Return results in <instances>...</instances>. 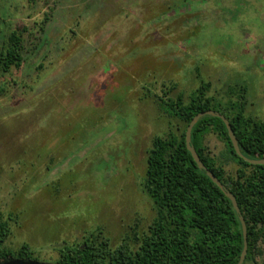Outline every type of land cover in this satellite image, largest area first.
Masks as SVG:
<instances>
[{
    "label": "rangeland",
    "instance_id": "rangeland-1",
    "mask_svg": "<svg viewBox=\"0 0 264 264\" xmlns=\"http://www.w3.org/2000/svg\"><path fill=\"white\" fill-rule=\"evenodd\" d=\"M163 1L4 0L26 29L23 63L2 78L0 95V209L15 221L11 249L27 243L53 262L62 240L96 224L114 244L150 224L141 182L167 124L152 97L139 98L144 80L178 82L172 95L189 90L195 67L214 91L245 80L247 111L264 117V0H240L234 19L237 0H224L149 23ZM204 145L212 156L223 149L211 133Z\"/></svg>",
    "mask_w": 264,
    "mask_h": 264
},
{
    "label": "trees",
    "instance_id": "trees-1",
    "mask_svg": "<svg viewBox=\"0 0 264 264\" xmlns=\"http://www.w3.org/2000/svg\"><path fill=\"white\" fill-rule=\"evenodd\" d=\"M224 0H164L148 22L159 23L181 16L198 2L221 5ZM232 12L233 19L239 12ZM240 4V5H239ZM8 6L0 0V95L3 77L23 63L25 28L12 23ZM43 29V27H40ZM215 31L210 33V37ZM205 38V37H204ZM231 38V36H230ZM183 50V49H181ZM185 50V49H184ZM193 85L172 95L178 82L161 87L141 84L142 97H152L165 131L153 136L147 150L141 182L155 211L150 224L114 244L98 224L72 241L62 240L57 257L49 264H237L243 249V234L232 202L194 161L186 147L185 131L194 115L215 110L229 121L241 153L254 160L264 159V117L247 111L248 85L245 80L214 91L198 67L192 71ZM127 104L121 106L127 109ZM118 113V112H117ZM119 114V113H118ZM123 120L125 118L123 117ZM125 123V122H124ZM222 142L219 155L212 156L204 145L207 134ZM191 145L204 165L235 196L247 225V254L243 264H264V164H251L234 150L221 118L205 115L191 131ZM233 164V172L226 167ZM15 223L11 213L0 209V260L38 258L27 243L17 249L6 245Z\"/></svg>",
    "mask_w": 264,
    "mask_h": 264
},
{
    "label": "water",
    "instance_id": "water-1",
    "mask_svg": "<svg viewBox=\"0 0 264 264\" xmlns=\"http://www.w3.org/2000/svg\"><path fill=\"white\" fill-rule=\"evenodd\" d=\"M205 115H211V116H215V117H219L222 119V121L225 123L230 140L232 142V145L234 147L235 152L242 157L244 160H246L248 163L251 164H264V159H260V160H254V159H249L247 157H245L239 148L238 145V141L236 139V136L232 130V127L228 121V119L221 114L218 111L209 109V110H205V111H201L199 113H197L196 115H194L192 117V119L190 120V122L188 123L187 127H186V131H185V142H186V147L187 149L190 151L194 161L196 162L197 166L200 169L205 170L206 174L210 177V179L219 187L222 189V191L225 193V195L230 199V201L232 202V205L235 209V211L238 213L239 216V220L241 223V227H242V234H243V249L239 258V261L237 262V264H243L246 254H247V248H248V240H247V225L245 222V219L241 213V210L238 206V203L236 201L235 196L231 193V191H229L226 186L213 174L212 171H210L205 165L204 163L201 161V159L199 158L195 148L191 145V131L193 126L198 122V120L200 118H202ZM0 264H49L47 262L44 261H38V260H32V259H15V258H8V259H1L0 260Z\"/></svg>",
    "mask_w": 264,
    "mask_h": 264
}]
</instances>
